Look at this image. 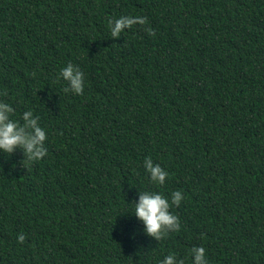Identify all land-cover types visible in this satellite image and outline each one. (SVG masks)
Returning a JSON list of instances; mask_svg holds the SVG:
<instances>
[{
	"label": "trees",
	"instance_id": "1",
	"mask_svg": "<svg viewBox=\"0 0 264 264\" xmlns=\"http://www.w3.org/2000/svg\"><path fill=\"white\" fill-rule=\"evenodd\" d=\"M0 102L47 135L0 153V264H264V0H0ZM175 190L180 230L146 235L139 194Z\"/></svg>",
	"mask_w": 264,
	"mask_h": 264
},
{
	"label": "clouds",
	"instance_id": "2",
	"mask_svg": "<svg viewBox=\"0 0 264 264\" xmlns=\"http://www.w3.org/2000/svg\"><path fill=\"white\" fill-rule=\"evenodd\" d=\"M142 16H121L109 20V28L112 37H118L125 29L135 24H144ZM58 80L66 81L64 92L71 91L74 95H80L84 89V73L72 63H67L59 70ZM12 108L8 103L0 102V153L11 154L16 149L22 151L26 162L39 161L47 154L45 140L46 131L38 123V118L33 117L31 110L24 111L19 119L10 118ZM22 121V123H21ZM150 181L155 185H163L168 178V172L159 164L154 163L151 157H145L142 163ZM184 199L180 190L172 191L169 196L161 192L142 191L137 201L133 204L132 214L142 222L146 235L160 239L168 232H177L181 224L177 215L169 209L179 206ZM17 241L25 240L24 233L17 234ZM192 257L190 264H209L206 249L203 246L193 247L189 250ZM159 264H185L183 260H176L175 254L165 256Z\"/></svg>",
	"mask_w": 264,
	"mask_h": 264
}]
</instances>
